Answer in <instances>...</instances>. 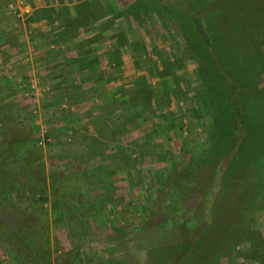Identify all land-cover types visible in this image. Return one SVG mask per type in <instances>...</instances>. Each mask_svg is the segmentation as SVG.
I'll use <instances>...</instances> for the list:
<instances>
[{
    "label": "rangeland",
    "instance_id": "1",
    "mask_svg": "<svg viewBox=\"0 0 264 264\" xmlns=\"http://www.w3.org/2000/svg\"><path fill=\"white\" fill-rule=\"evenodd\" d=\"M263 63L264 0H0V264H264Z\"/></svg>",
    "mask_w": 264,
    "mask_h": 264
},
{
    "label": "trees",
    "instance_id": "2",
    "mask_svg": "<svg viewBox=\"0 0 264 264\" xmlns=\"http://www.w3.org/2000/svg\"><path fill=\"white\" fill-rule=\"evenodd\" d=\"M255 39H256V36H252L248 41H250L254 47H257V40H255ZM250 77L251 78L248 81H246L245 83L248 82L247 84H249L253 77L256 80L257 76L255 77L253 75ZM232 79H233V75H232ZM257 100H259L260 104H257V105L255 104L254 106H250L246 101H244L242 103V106L238 109L239 113H240V118L237 116V111H235V118L238 117L237 120H240V122L242 123V124L241 123L240 124L242 125V128H244L245 131L251 130L253 132V133L251 132L250 138H246L245 141L243 140L242 147H241L242 150H240V151H242L243 154H245V152H246L248 155L249 154L253 155L255 153L257 155V159L260 161V158L263 159V157H264V105H261L262 98L261 99L259 98ZM218 116H219V114L216 117H218ZM244 142L246 143L245 145H243ZM231 144H233V142H231ZM226 151H227V148L222 153L225 156L224 160L218 161V163L220 162L219 165H221L223 168L222 170H220L219 174H224L226 167L229 166L225 160V158L228 156V154L227 155L224 154V153H226ZM218 167L219 166H217L216 168L218 169ZM238 170H240V169H238ZM212 171L213 172H212L211 176H214L216 174L217 170H215V171L212 170ZM236 171H237V169H236ZM234 175H236L235 170L232 172L231 177L233 178ZM213 224L217 226L218 224H221V223H216L214 221ZM232 228H233L232 223H229L227 221V224H225V226L223 225L222 231H223V233L226 232L225 234H228L229 232H231ZM255 257H257V256L255 255ZM169 264H171V263H169Z\"/></svg>",
    "mask_w": 264,
    "mask_h": 264
},
{
    "label": "built area",
    "instance_id": "3",
    "mask_svg": "<svg viewBox=\"0 0 264 264\" xmlns=\"http://www.w3.org/2000/svg\"><path fill=\"white\" fill-rule=\"evenodd\" d=\"M18 2L22 1V0H17ZM21 15V14H20Z\"/></svg>",
    "mask_w": 264,
    "mask_h": 264
},
{
    "label": "crops",
    "instance_id": "4",
    "mask_svg": "<svg viewBox=\"0 0 264 264\" xmlns=\"http://www.w3.org/2000/svg\"><path fill=\"white\" fill-rule=\"evenodd\" d=\"M34 10V9H33ZM28 11V10H27Z\"/></svg>",
    "mask_w": 264,
    "mask_h": 264
}]
</instances>
